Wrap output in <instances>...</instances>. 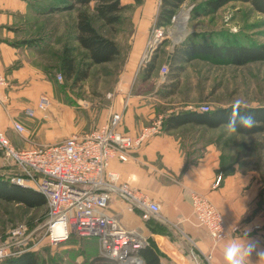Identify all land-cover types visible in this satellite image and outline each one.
I'll list each match as a JSON object with an SVG mask.
<instances>
[{
    "label": "crops",
    "instance_id": "crops-1",
    "mask_svg": "<svg viewBox=\"0 0 264 264\" xmlns=\"http://www.w3.org/2000/svg\"><path fill=\"white\" fill-rule=\"evenodd\" d=\"M160 2H122L135 7L131 21L135 27L136 43L130 46L114 90L108 93L109 100L101 117L94 120L92 126L80 118L77 109L65 105L59 97L57 87L61 81L57 75L61 71L57 69L60 61L50 64L37 58L38 54L50 56L53 53L51 43L37 52L28 42L40 32L34 30V22L40 15L35 0H0V67L7 76V84L0 91V130L14 146L25 148L88 131L103 124L114 112H122L120 129L132 136H137L160 118V130L130 150L127 160L112 158L109 162V168L117 171L123 181L159 204V214L144 220L140 211L128 209L127 203L117 197L111 200L109 211L117 215L125 226L141 230L147 244L158 254L160 264H224L223 253L228 240L242 234L246 228L250 229L249 236L264 248V167H249L239 158L228 161L223 152L225 143L201 136V133H191V136L186 132L194 127L207 132L223 124L209 128L188 122L168 128L170 116L203 111L199 106L188 103L172 105L171 99L179 83L173 89L171 75L165 83H156L154 72L158 66L154 56L140 64ZM176 46L169 51L170 58L165 60V65L172 63ZM153 58L154 65L146 75ZM180 78L181 75L179 82ZM42 95L51 102L46 118L37 109ZM28 107L35 110L33 116L25 115L24 109ZM215 108L211 107V110ZM14 122L23 124L25 131L18 132L13 127ZM2 158L4 156L0 152ZM218 176L221 179L217 184ZM192 192L206 194L218 207L231 232L229 236L213 243L207 230L196 223L190 203ZM250 260L251 264H257L255 252ZM258 264H264V260Z\"/></svg>",
    "mask_w": 264,
    "mask_h": 264
},
{
    "label": "rangeland",
    "instance_id": "rangeland-1",
    "mask_svg": "<svg viewBox=\"0 0 264 264\" xmlns=\"http://www.w3.org/2000/svg\"><path fill=\"white\" fill-rule=\"evenodd\" d=\"M50 1L56 2L35 0L36 10H44ZM208 1L210 0H187L186 4L179 7L171 23L160 27L163 37L150 52V58L154 56L158 66L154 72L156 83L163 84L168 80L172 73V63L165 65V60L170 58L169 51L174 46L187 42V39L204 43L218 44L228 41L254 46L264 45V14L256 12L248 2L228 0L208 14L194 16L193 12H201ZM127 6L126 11L121 13L125 19L119 24L110 26L102 24L101 21H94L100 33L118 42L122 51L119 58L93 65L88 76L81 81L67 79L61 73L62 81L58 83L57 90L62 94H59L61 101L77 109L80 118L92 126L95 123L93 121H98L101 117L102 109L109 100L108 93L114 90L130 46L136 43L135 27L131 21L135 7L130 4ZM78 10L79 6H76L71 11L38 15L34 30L40 32L35 38L48 37L53 51L50 56L38 54L37 58L41 62L58 64L56 52L62 50L63 44H76L73 35ZM154 27L156 26L152 25L150 28L145 49L152 40ZM75 56L77 62H80L82 53L75 51ZM237 99L243 101V106L264 105V60L235 64L227 58L195 55L184 63L180 82L171 103L174 106L183 103L193 106L208 104L215 108L217 105H233ZM186 132L188 135L201 133V136L219 139L225 143L223 152L228 161L239 158L249 167H264V131L252 135H228L222 125L207 132L195 127ZM17 173L18 170L13 168L9 159H0V178L10 180ZM46 211V203L33 207L0 200V237H5L13 229L24 228L26 243L21 245V248L23 251L37 252L40 255V264H117L115 260L102 254L98 240L93 237L72 235L64 242L51 244L45 237Z\"/></svg>",
    "mask_w": 264,
    "mask_h": 264
},
{
    "label": "built area",
    "instance_id": "built-area-1",
    "mask_svg": "<svg viewBox=\"0 0 264 264\" xmlns=\"http://www.w3.org/2000/svg\"><path fill=\"white\" fill-rule=\"evenodd\" d=\"M162 37V28L154 27L152 40L140 64L150 59V52ZM57 79L62 81V75L58 74ZM6 84V73L0 67V91ZM50 103L47 96L40 97L37 109L43 118L47 116ZM123 104L126 106L127 102ZM199 108L210 110L208 104ZM34 111L29 107L24 109L27 116H33ZM121 119L122 112H114L103 124L88 131L25 148L14 146L0 130V150L18 170L10 181L37 190L44 196L47 205L45 237L51 244L64 242L72 235L93 237L98 240L102 254L117 264H143L138 250L148 243L146 236L139 228L125 226L110 212V202L114 197L125 201L128 209L140 211L144 220L156 217L160 206L148 194L123 181L117 171L109 168V162L112 158L127 160L130 150L160 130L161 119L137 136L120 129ZM13 127L18 132L25 131L20 122H14ZM220 179L218 176L217 184ZM190 203L196 223L207 230L213 243L231 234L220 210L206 194L192 192ZM24 235V228H16L0 237V259L23 251Z\"/></svg>",
    "mask_w": 264,
    "mask_h": 264
},
{
    "label": "trees",
    "instance_id": "trees-1",
    "mask_svg": "<svg viewBox=\"0 0 264 264\" xmlns=\"http://www.w3.org/2000/svg\"><path fill=\"white\" fill-rule=\"evenodd\" d=\"M138 1V0H136ZM185 0H161L155 26L161 27L171 23L172 17ZM228 0H210L206 2L205 8L201 12H193L194 16L208 14L225 4ZM248 2L258 13L264 14V0H241ZM76 6L79 10L76 13L74 24L73 40L76 45L66 46L63 44L62 50L56 52L60 61V71L65 78L75 82L84 80L93 65L108 63L116 60L121 55V48L115 40L99 32L94 21H101L105 25L119 24L125 18L121 13L126 11L127 5L121 0H56L46 4L44 10H38V14L57 13L59 11H71ZM25 41V40H24ZM37 52L46 48L49 44L48 37L33 36L28 40ZM75 51L82 53L81 61L77 62ZM195 55L213 56L230 59L235 64H244L254 60H264V45L254 46L239 44L235 42L222 41L221 43H197L195 41L183 42L175 47L172 55V73L174 79L173 89L179 83V77L183 71L184 63L191 60ZM154 65V58L147 66L146 75ZM58 68V67H57ZM242 110L251 112L257 121L256 125L250 129H243L237 134L252 135L264 131V105L243 106ZM233 111V105H228L214 110L181 112L178 115L170 116L167 121L168 128H176L185 123L204 124L209 128L218 127L228 119ZM2 153V151L0 150ZM0 200L14 202L27 206H41L46 203L44 196L32 188L21 186L9 179L0 178ZM138 255L143 264H160V259L155 250L145 244L138 250ZM40 255L34 251H23L17 255H12L0 260V264H40Z\"/></svg>",
    "mask_w": 264,
    "mask_h": 264
},
{
    "label": "clouds",
    "instance_id": "clouds-1",
    "mask_svg": "<svg viewBox=\"0 0 264 264\" xmlns=\"http://www.w3.org/2000/svg\"><path fill=\"white\" fill-rule=\"evenodd\" d=\"M242 104L243 101L239 99L233 102V111L223 124L228 135L237 134L243 129H250L257 123L251 112L241 109ZM249 232L250 229L246 228L242 234L228 240L223 253L224 264H251L250 257L254 252L258 256V261L264 260V248L260 247L258 240L249 236Z\"/></svg>",
    "mask_w": 264,
    "mask_h": 264
}]
</instances>
